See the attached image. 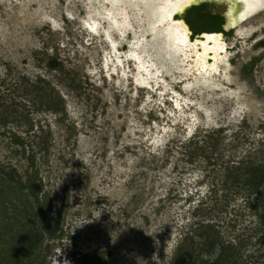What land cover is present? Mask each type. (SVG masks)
<instances>
[{
	"label": "rangeland",
	"instance_id": "rangeland-1",
	"mask_svg": "<svg viewBox=\"0 0 264 264\" xmlns=\"http://www.w3.org/2000/svg\"><path fill=\"white\" fill-rule=\"evenodd\" d=\"M94 6L0 0V163L27 180L14 138L30 143L53 217L16 202L0 218V229L14 224L0 249L22 259L36 235L44 264H170L187 232L208 223L243 245L246 264H264V185L252 193L227 179L242 161L264 162V9L223 36L226 58L204 80L181 56L161 64L146 41L149 71L136 69L134 34L120 36ZM127 9L141 35L143 15Z\"/></svg>",
	"mask_w": 264,
	"mask_h": 264
},
{
	"label": "bare ground",
	"instance_id": "bare-ground-1",
	"mask_svg": "<svg viewBox=\"0 0 264 264\" xmlns=\"http://www.w3.org/2000/svg\"><path fill=\"white\" fill-rule=\"evenodd\" d=\"M103 1L107 6H104L101 0H92L95 9L98 10L97 13L100 12V19H104L120 36L127 32L134 34L129 41L130 50L127 54L129 60L135 62L136 69L139 71L148 72L149 66L146 57L142 56L138 49L144 50L143 48H145L147 55H153L150 51L151 46L161 50L162 55L155 54V57L161 60V64H163V57L175 60L177 56H181L183 62H188V72L196 75L199 73L204 80L214 75L219 64L226 58L224 55L226 43L223 40V34H205L204 37L191 41L189 27L183 19L176 18L177 14H183L187 7L201 0ZM218 1L227 5L228 19L232 26H236L259 10L264 9L263 0ZM124 4L127 5V8L143 15V18L136 16V22L142 26L141 35L134 31L132 17L128 14L129 10L124 7ZM105 29L108 30V28ZM147 37L150 39L147 40ZM107 41L109 45L114 43ZM144 41L149 42L150 48L149 45L144 44ZM143 78L141 79L143 80ZM226 78L228 79V76ZM139 79L137 78L138 82Z\"/></svg>",
	"mask_w": 264,
	"mask_h": 264
},
{
	"label": "trees",
	"instance_id": "trees-1",
	"mask_svg": "<svg viewBox=\"0 0 264 264\" xmlns=\"http://www.w3.org/2000/svg\"><path fill=\"white\" fill-rule=\"evenodd\" d=\"M192 14L197 19L201 16L194 12ZM202 17L207 19L206 21L208 22H206V24H209L208 26H214V28H219V24L223 21L220 16H216L217 18ZM189 19L193 21L194 24L198 21L190 15ZM255 61L256 60H253L250 63L251 70L254 67ZM49 100H47V105L50 109H59L57 106V108L53 106L56 104L52 105L53 102L55 103V100H53L51 96ZM5 120H7L6 116L0 114V123L6 122ZM14 141L20 145L23 157L29 160L31 171L28 169L25 170L28 179L24 181L21 177H17V169L14 166L7 168L0 163V218L2 221L7 220L6 218L9 217L8 209L16 208V202L18 205L21 203V207L26 211L28 210L27 206L29 204L32 205L35 203L38 212L45 218V221L48 222L53 217L51 216L50 204L47 205V201L39 196L42 191L40 184L35 183L37 174L34 173L35 162L33 151L30 150L31 145L26 142V139L20 136H15ZM46 148L47 147L44 149ZM227 179L231 181V184L239 185L242 183V186L248 188L252 193H258L260 188L264 185V162L254 163L252 161L249 165L245 166L242 161L238 166H235V171L232 170L228 174ZM225 195L228 194H224V196ZM255 205L256 204H254V207L253 205L251 207L257 208ZM261 217L264 219V210ZM13 225L14 224L10 223L9 225L6 223L4 224L3 229H0V241L4 239V235L7 232L12 231ZM32 238L33 239L25 248L26 254L23 255L22 259H12L15 255L12 249L14 250L15 246L10 247L8 250L6 249L7 247L1 248L0 250L3 249V251H6L8 254L4 256L0 254V264H11L12 261V264H44L41 237L33 235ZM242 247L243 245L238 246L231 241H225L216 225L200 223L198 227L187 232L182 242L177 246L170 264H246L245 259L247 258L243 257L242 250L244 248ZM206 254L208 257H204Z\"/></svg>",
	"mask_w": 264,
	"mask_h": 264
},
{
	"label": "flooded vegetation",
	"instance_id": "flooded-vegetation-1",
	"mask_svg": "<svg viewBox=\"0 0 264 264\" xmlns=\"http://www.w3.org/2000/svg\"><path fill=\"white\" fill-rule=\"evenodd\" d=\"M212 4L214 5V7L213 6L211 7ZM222 6H224L225 9L227 8L226 7L227 5H225L222 2H219L218 0H201L200 2L193 3L189 7H187L188 8V11L186 14L187 16L183 20L186 23V25L189 27V30L191 31L190 33H192V31L196 29V26H198L200 28H208V30H212V31L207 30L206 33H222L224 36H225V34L226 35L231 34L232 30H230V29H232V27L228 26L229 19H228L227 9L222 10L221 9ZM187 8H186V10H187ZM193 12L197 13L198 15H201V16L197 19L195 16H193V14H192ZM189 15L191 17L195 18L196 21L198 20L196 22V24H194L193 21H191L189 19ZM179 16L181 17L182 14H180V15L177 14L176 18L177 17L179 18ZM202 16H205L206 18L207 17L217 18L216 16H220V17H222L223 21H222V23L219 24V26H218L219 28H214V26H208L209 24L208 25L206 24V22H208V21H206L207 19H204ZM213 30H215V31H213ZM200 32H201V34L205 33V31H203V32L200 31Z\"/></svg>",
	"mask_w": 264,
	"mask_h": 264
},
{
	"label": "water",
	"instance_id": "water-1",
	"mask_svg": "<svg viewBox=\"0 0 264 264\" xmlns=\"http://www.w3.org/2000/svg\"><path fill=\"white\" fill-rule=\"evenodd\" d=\"M221 9H222V10H226L224 6H222ZM228 26H230V27H234L235 25L232 26V25L229 23V21H228ZM205 34H210V33H206V32H205V33L202 34V36L200 35L199 37L202 38V37L205 36ZM215 34H222V33H215ZM223 36H224V35H223Z\"/></svg>",
	"mask_w": 264,
	"mask_h": 264
}]
</instances>
